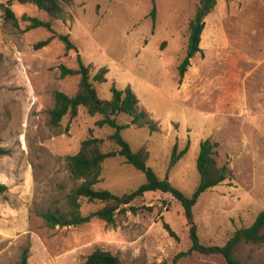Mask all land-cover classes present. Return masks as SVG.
<instances>
[{
  "label": "rangeland",
  "instance_id": "374dc122",
  "mask_svg": "<svg viewBox=\"0 0 264 264\" xmlns=\"http://www.w3.org/2000/svg\"><path fill=\"white\" fill-rule=\"evenodd\" d=\"M7 0H0L6 2ZM69 0L58 18L31 3L14 1L18 25L6 20L0 4V264H17L29 247L30 264H83L97 247L129 264H225L221 255L193 252L189 225L179 200L168 192L149 191L116 212L115 222L93 218L82 225L48 226L40 213L66 208L68 195L81 182L67 169V157L78 152L91 133L105 138L115 129L98 127L100 114L79 107L54 127L50 110L54 92L74 95L80 75L61 77L60 64L90 68L100 97L110 87L131 86L139 106L156 130L130 124L121 130L133 150L146 146L148 165L187 195L199 184L197 156L204 139L217 142L219 164L231 176L204 191L193 207L200 240L223 244L239 227L249 226L264 209V0H218L205 18L200 46L180 82L178 66L186 56L198 0ZM25 15L50 20L28 29ZM58 34H68L66 50ZM54 35L41 48L35 44ZM106 67L107 80L93 76ZM120 124L131 117L117 116ZM189 142L188 151L170 167L171 154ZM147 180L143 171L122 156L106 159L97 188L124 194ZM87 214L101 203L81 199ZM176 235H172L163 222ZM237 257L246 264H264V243L242 244Z\"/></svg>",
  "mask_w": 264,
  "mask_h": 264
},
{
  "label": "trees",
  "instance_id": "16d2710c",
  "mask_svg": "<svg viewBox=\"0 0 264 264\" xmlns=\"http://www.w3.org/2000/svg\"><path fill=\"white\" fill-rule=\"evenodd\" d=\"M31 3L36 5L40 10L47 12L50 18H58L63 12V4L69 0H7L1 2L4 8L6 20L11 21L14 25H18L17 16L12 9V3ZM218 0H198L197 8L193 19L191 20L192 29L196 23H200L198 32L193 37V30L186 49V56L178 66L180 74V82H182L185 73L187 72L191 59L203 49L200 46L201 31L205 25L206 16L213 11ZM150 16L156 19V4L153 0V7ZM24 19L30 23L28 29L37 27H46L52 30L50 20H44L37 16L25 15ZM58 37L65 42L66 50L74 47L68 34H58ZM54 35L49 36L35 44L36 48H41L48 45ZM78 68H70L64 64H60L61 77L67 75H80L78 89L74 95H69L64 91L57 90L54 92V105L50 110V121L54 127H58L64 116L69 115L75 117L78 114L79 107L83 106L86 111L94 116L100 114L102 117L96 120L98 127L109 125L115 131L108 135L107 139L115 143V149L103 150L102 146L106 141L105 138L98 137L92 133L81 141L80 148L75 154L67 157V169L70 176L81 182L68 195L66 208L55 207L40 215L45 223L50 227L82 225L90 222L93 218H99L106 223H114L116 212L123 209L138 196L144 195L149 191H163L170 193L173 197L179 200L184 208V215L189 225V235L191 238V247L183 252H180L174 259V263L179 257L189 255L193 252L203 254H218L221 255L225 264H246L237 257V252L242 244L264 243V209L261 210L254 221L249 226L237 228L223 244H205L200 240L198 226L194 219L193 207L197 203L199 196L206 190L221 184L231 176V171L227 164H219L215 157L214 148L217 142L207 138L201 141L200 151L197 156V169L200 175L199 184L191 195H187L178 187L174 186L168 178L160 177L155 170L148 165L150 156L146 146L138 150H133L130 143L122 136L121 130L130 124L136 127L148 125L151 131L156 130V124L150 118L145 109L139 106V100L131 88H119L115 84L110 87L111 97L104 99L100 97L97 88L91 80L90 68L82 61H79ZM108 69L102 67L94 76L93 79L98 82L107 80L106 73ZM120 113H125L131 117L128 124H120L117 121V116ZM189 149V142L180 151H178L177 143L174 145L170 167H172ZM11 150L5 147H0V156L8 155ZM122 156L126 162L133 165L135 168L143 171L146 175V182L138 188L126 192L124 194H116L109 189L97 188L96 185L101 181L103 172V164L106 159L114 156ZM8 189L7 185L0 182V192ZM81 199H86L88 202L101 203L97 209L83 214L81 207ZM130 209L136 210L134 206H129ZM164 227L172 234L176 235L167 222H163ZM17 264L29 263V247H25L19 257ZM83 264H129L124 262L118 255L110 250L102 247L95 248L85 259ZM157 264H169L167 261Z\"/></svg>",
  "mask_w": 264,
  "mask_h": 264
},
{
  "label": "water",
  "instance_id": "95a60500",
  "mask_svg": "<svg viewBox=\"0 0 264 264\" xmlns=\"http://www.w3.org/2000/svg\"><path fill=\"white\" fill-rule=\"evenodd\" d=\"M199 26H200V23H196V24H195V27H194V29H193V37L196 36V34H197V32H198V28H199Z\"/></svg>",
  "mask_w": 264,
  "mask_h": 264
}]
</instances>
